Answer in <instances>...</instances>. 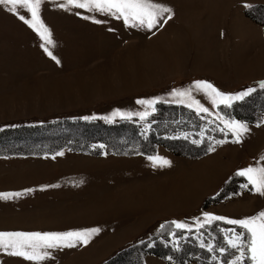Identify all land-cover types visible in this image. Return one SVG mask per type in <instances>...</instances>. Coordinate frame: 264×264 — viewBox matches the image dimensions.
<instances>
[{"label":"rangeland","instance_id":"374dc122","mask_svg":"<svg viewBox=\"0 0 264 264\" xmlns=\"http://www.w3.org/2000/svg\"><path fill=\"white\" fill-rule=\"evenodd\" d=\"M178 1L155 0L157 3L170 7L173 10V17L163 27L147 31L125 27L122 20L98 12H89L75 7H59L58 5L64 0H44L40 8V17L52 34L54 46H50V51L60 61L59 64L43 51L40 47L41 40L32 29L19 20L16 15L9 12L5 6L0 5V130L24 125L50 123L64 118L75 119L67 116L76 114L79 111H99L104 115L127 112L131 110L132 106H135L133 102L139 97L173 98L171 96L173 91L171 90L189 89L193 85V81L210 82L221 92L232 95L242 93L248 88L255 89L251 95L264 90L259 87V83L264 82V77L254 78L264 74H255L253 71L249 74L230 72L228 75L227 73L224 74V78L220 77L222 80L219 81L213 73L206 69L215 67V70L212 71L219 74H222L220 70H223L218 65L211 64V59L216 60V54L213 53L215 49L214 46L208 49L209 41L206 40L210 35L214 37L217 33L220 35L221 32H227L220 22L218 23L220 29H217L215 19L211 20L212 13H210V10L214 9L217 4L213 0H197L194 9L183 11V8L180 9L178 6L181 1ZM189 2L190 0H185V4ZM255 6H264V4L248 6L242 10V13L247 19L258 23L246 13L247 10L257 9ZM18 11L20 15H24L28 19L31 18L27 11L23 9H18ZM223 15L226 18L224 11ZM255 15L257 18L264 20L263 12L256 11ZM85 17L88 18L85 19ZM94 20H99L101 23H95ZM179 26L182 27V32H184V34L180 33L182 35L178 33L180 38L176 34ZM194 36H196V42ZM206 41L207 43L203 44ZM210 43H217V41H210ZM167 47H172L170 54ZM225 47L219 46L222 50H225ZM262 48L264 46L260 47L250 57L254 58ZM161 51L165 53L163 60L160 58ZM210 51L212 54L209 53ZM224 54L222 59H227L226 55L228 56V53L224 52ZM233 56L237 55L233 54ZM260 60L262 61V58ZM146 65H150L148 69ZM151 65L153 66L151 67ZM191 65H194L193 67L197 69L190 67ZM224 65L227 68L230 66L228 63H224ZM233 67L234 71H238L237 65ZM92 82H96L99 89L93 91V88L89 87ZM54 83L58 84L55 88L59 92L68 91L61 99H58L59 94L53 97L50 96V93H55L54 91H47ZM193 94V97L208 108L209 113H211L207 114L210 118L206 117L204 119L203 116L199 118L200 123L198 124L200 126L195 129L197 130L195 132L197 137L193 136L194 133L183 129L186 127V123H180L181 117L177 113L171 115L172 108H163L158 111L159 116H153L157 104H169V102L158 101L153 108L154 110L149 111L150 115L144 120L140 118H123L104 121L109 123L120 120L134 121L139 125L141 134L146 135L152 129L158 131L159 126L168 120L169 125L172 126L171 130L174 132L166 131L162 137H176L175 139L178 140L170 139L165 141L163 145L154 146L152 154H136L149 156L156 154L159 149H164L170 152L174 159L183 160L184 164L195 165L201 163L200 167L202 168L205 166L203 161L211 163V166L215 164L219 173L214 182L205 181V184L208 183L206 186L204 185V189L196 193V196L201 195L197 208L172 211L171 214L168 213V216H166V213H156L158 210H153L156 211L153 214V219H159L154 220L150 227H146L131 241L121 245L109 256H105L103 260L135 242H144L147 247L155 246L156 250H173L170 264H226L234 255L238 254L235 253V250L230 249L225 255L221 256L219 252H209L206 248L200 247L201 240L205 243L211 242L217 247L226 246L224 232L221 229L226 230L234 226L225 224L222 221L214 226L218 234H212L210 229L207 232L203 229L197 232L195 228H192V232L179 229L181 232H175V236L172 235V230L157 235L164 221L172 222L176 220L183 223L185 220H202L204 213L231 219H242L256 214L257 205L255 204H257L258 194L243 188L242 185L247 183V179L236 175V173L250 166H264V160H261V157L264 156V111L250 112L255 116V120L252 122L226 118L218 111V106L214 108L203 93L193 91ZM239 101H234L232 104ZM259 101L264 104V97L262 96ZM184 107L197 112L194 108ZM217 114L226 120H235L248 126L249 132L245 134L241 143H232L233 136L231 133L226 136L224 132L220 131L224 128V125L217 118ZM176 120H179V122ZM60 132L49 130L47 133H41L43 138L39 139L40 135H35V138L38 139L40 145L50 139L52 140L53 136ZM69 132H73V138H81L84 131L71 129ZM122 134L123 136H130L129 133L124 132ZM217 140H225L226 142L217 145L214 143ZM193 141H200V143H193ZM101 146L98 143H93L88 149L89 151H75L66 146L52 152L0 154V193H24L25 190H32L17 198L0 200V232H16L20 229L33 232L35 231L34 226L41 218L46 223L62 221L61 217L53 215L55 212L65 211V209L47 213L49 215L40 214V217L35 216L42 209L35 206V182L56 175L72 178L71 171L75 173L78 169H83L84 172L87 171V173H84L85 177L95 175L94 172L97 173L95 167L101 163L99 160L94 159L101 153L113 154L114 156H131L107 153ZM210 146L214 147L215 150L209 152ZM167 147L173 148L177 152H173ZM61 151L85 155L63 157V153L62 158L56 159L60 165L57 167L55 166L58 163L50 165L49 169L46 168L48 174L44 175V178L35 181V166L38 169L46 166L35 165V156L54 154ZM213 159L218 160L222 166L217 164L216 161H205ZM116 161L123 164L122 160ZM178 170L155 181L165 183L170 178H174ZM185 177L179 182L187 187L189 184ZM153 184H155L154 181L127 186L125 189L154 187ZM137 191L131 193L136 194ZM140 191L147 192L148 189L144 188ZM112 194L115 196L119 192ZM128 195L130 196V193ZM214 197L217 198L213 200ZM114 210L120 211L117 208ZM135 211L139 212L138 210ZM172 226L175 228L173 224ZM214 238L217 240H214ZM190 249L192 258L187 261V251ZM1 251L0 259L2 258ZM146 254L157 258V262H151L150 264H160L161 260L167 264L166 260L159 256L152 253ZM83 256L73 257L71 259L72 263L85 264L93 258V256L85 258ZM213 256L216 257L215 260L212 259ZM123 259L114 264H125V259H129V257L125 256ZM69 261L64 262V264Z\"/></svg>","mask_w":264,"mask_h":264},{"label":"crops","instance_id":"0c3cea01","mask_svg":"<svg viewBox=\"0 0 264 264\" xmlns=\"http://www.w3.org/2000/svg\"><path fill=\"white\" fill-rule=\"evenodd\" d=\"M179 1L178 2L180 4L178 6L180 9L183 8V11H186L185 9H194V6L197 3V0H190L187 4H185V0ZM213 1L216 2L217 5L214 9L212 8L210 10V13H212L211 20L215 19L217 29H220L218 24L220 22V24L226 28L227 32H221L220 35L217 33L214 37L210 35L206 40L209 41L208 49L212 46H214L215 49V52L213 51V53L216 54V60L211 59V64H216L220 69L223 68V70H220L222 74H219L212 71L215 70V67L213 69H211L212 67L205 68L209 72L213 73L219 81L221 79L220 77L224 78V74L227 73L228 75L230 72L235 74H249L253 71L255 74H264V48H262L254 58L250 57L260 47L264 46V25L247 19L242 13V10L248 6L254 4H264V0ZM223 11L226 18H224ZM227 26H229V28H227ZM182 31V27L179 26L176 33L177 37L179 36L180 38V35H182L180 33L184 34ZM194 37L195 39H193L196 42V36ZM207 41L203 42V44L207 43ZM210 41H217V43H210ZM220 45L223 47L226 46V51L220 49ZM167 48L170 54L172 47ZM224 52L228 53V56L226 55L227 59H222V56L225 55ZM161 53L160 58L163 60L165 58V53L164 51H161ZM209 53L212 54L211 51ZM233 54L237 56L234 57ZM261 58L262 61L260 60ZM224 63H228L230 65L229 68H227ZM236 65L238 71H234L233 66ZM146 66L148 69L150 65ZM152 66L153 65H151V67ZM193 66L191 65L190 67L197 69ZM262 77H264V75L254 78ZM192 83H194V81ZM56 86H58V84L54 83L47 91H54L55 93H50V96L53 97L56 96V94H59L58 99H61L68 91L65 90L64 93H61L55 88ZM80 86L82 85L80 84ZM97 86L96 82L89 84V87L93 88V91H95V89H99ZM192 95L194 94L192 93ZM138 100H156L157 102H169L187 106L186 103H177L176 98L157 99L139 97L133 102L135 106H132L131 110L120 113H131V119H138L139 116L136 115V113L144 111L149 112L156 104L155 103L151 108H148L146 105L137 103ZM90 111H79L76 114H72L67 117L88 121H112L123 119L121 115H113L114 113L104 115L99 111ZM57 153L35 156V165H46L42 169H38V167L35 166V181L36 179L44 178V175L48 174L46 168L48 167L49 169L50 165L58 163L56 159L62 158V155H57ZM69 155L84 156L85 154L81 155L79 153L69 151L64 153L63 157ZM171 155L172 154L170 152H167L164 149H159L156 154L149 155L160 156L170 161V166L160 167L153 166L152 162L148 159V155L136 154L131 156H114L113 154L101 153L96 159H94L99 160L101 163L95 167V170H97V173L94 172L95 175L85 177L84 173H87V171L84 172L83 169H78L75 173H72L74 171H71L73 176L72 178L56 175L46 180H39L38 182H35V206L42 208L39 214L35 216L40 217V214L52 213L61 209H65V211L63 210L55 212V214L53 213V216L61 217L62 221L46 223V221L44 222L41 218L39 222L36 223V226H34L35 231L33 232H64L92 227H99L102 229L100 234L94 237L87 246H78L72 249L53 251V258L42 262V264H64V262L68 260L70 261L67 264H74L71 259L73 257L79 258L81 255H84V258L93 256V258L85 264H98L105 256H109L121 245L131 241V239L136 237L139 232L144 230L146 227H150L154 220L159 219H153V214L156 212L153 210H158L156 213H166V216H168V213L171 214L172 211L176 212L177 210L183 211L188 208H197L201 195L196 196V193L203 190L208 182H214L219 172H217L215 164L212 165V170L205 171L204 168L200 167L201 163L195 165L184 164L183 160L174 159ZM116 160H122L123 164L117 162ZM205 161H216L217 164L222 166V164H220L216 159ZM204 163L206 162L203 161V164ZM59 165L60 164L58 163L55 167ZM175 170H178L176 172L177 177L174 176V178H170V180L165 183L155 181L173 174ZM205 172L207 174H204ZM175 177L176 181L174 180ZM184 177L188 180L189 186L187 187L179 182V180L181 181ZM81 181L83 182L80 183ZM152 181H154L155 184L157 183V185L153 184L154 187H144L148 189L147 192L140 191L144 188L137 189L131 187L125 189L127 186L144 184ZM205 181L208 182L205 184ZM77 184L79 186H76ZM202 184L203 186H201ZM52 185H56V187H51ZM135 190H138L136 194L131 193ZM118 192L119 194L113 196L112 193ZM129 193L130 196L128 195ZM255 205H257L255 211L256 214L260 211H264V197L258 195L257 204ZM116 208L120 211H115L114 209ZM151 212H153L152 215ZM183 223L189 225L191 228H195V220H185ZM19 231L30 232L22 231V229ZM1 253L2 258L0 259V264H32V262L26 261L22 257L10 256L4 251H1ZM151 262H157V258L150 256L149 254H145L143 256V263L150 264ZM159 263L165 264L162 260Z\"/></svg>","mask_w":264,"mask_h":264},{"label":"snow or ice","instance_id":"6c2138e0","mask_svg":"<svg viewBox=\"0 0 264 264\" xmlns=\"http://www.w3.org/2000/svg\"><path fill=\"white\" fill-rule=\"evenodd\" d=\"M42 3H44V0H0V5L5 6L9 12L16 15L19 20L37 34L41 40L40 47L59 64L60 61L50 51V46H54L52 34L40 17ZM58 6L61 8L75 7L89 12H98L102 15L122 20L125 27L147 31L163 27L173 17V10L170 7L157 3L155 0H64ZM18 9L27 11L31 18L28 19L24 15H20ZM87 18L85 17V19ZM93 22L101 23L99 20H94ZM259 87L264 89V82H260ZM193 91L203 93L205 98L215 108L221 104L231 107L232 102L243 100L254 92L255 89L248 88L242 93L232 95L221 92L210 82L196 81L189 89L173 90L171 93V96L176 98L177 103H186L189 108H194L198 114H211L208 108L204 107L193 97ZM137 103L151 108L157 101L138 100ZM113 115L131 118L132 114L116 112ZM136 115L141 120H144L150 113L144 111L136 113ZM217 118L224 125V128L220 129V131L224 132L226 136L228 133H231L233 136L232 143H241L245 134L249 132L248 126L244 123L226 120L224 117L219 116V114H217ZM225 142V140H217L214 143L221 145ZM193 143H200V141H193ZM214 150L215 148L212 146L208 149L209 152ZM57 155H63V153H57ZM148 159L152 162L153 166H170V161L160 156H149ZM261 160H264V156L261 157ZM236 175L246 177L247 183L242 185L243 188L264 197V166H250L239 170ZM249 185L251 186L250 188ZM76 186L79 185L77 184ZM51 187H56V185H52ZM31 191V189H28L24 193H0V200L17 198ZM214 221H222L225 224L234 226L226 230L221 229L224 232L226 246L217 247L211 242L205 243L201 240V248H206L209 252H219L221 256L225 255L230 249L235 250V253L238 254L234 255L226 264H264V211L242 219H231L204 213L202 220L197 219L195 221V229L197 232H200L206 226H211ZM171 223L176 229H186L188 232L192 231V228L187 224L176 221H172ZM164 227V225H161V228ZM101 231L102 229L99 227H92L64 232H0V250L10 256L22 257L24 260L32 262V264H42V262L53 258V251L87 246ZM172 235L175 236V233H172ZM212 259L215 260L216 257L213 256Z\"/></svg>","mask_w":264,"mask_h":264},{"label":"trees","instance_id":"16d2710c","mask_svg":"<svg viewBox=\"0 0 264 264\" xmlns=\"http://www.w3.org/2000/svg\"><path fill=\"white\" fill-rule=\"evenodd\" d=\"M255 7L257 9L247 10V15L256 22L264 24V20L257 18L255 15L256 11L264 13V6ZM262 96L264 97V90L256 92L252 95L250 94L244 100L233 103L231 107L222 104L218 106V111L226 118L252 122L255 120V116L250 112H254L256 110L261 112L264 111V104L259 101ZM167 107L173 109V112L170 111L171 115L173 113H177L178 116L181 117L180 123H186V127H184L183 129L187 130L188 132L194 133V137H197L195 135V132H197V130L195 129L200 126V124H198L200 123L199 118L202 116L204 119L206 117L210 118L207 114H198L191 109L173 103L157 104L153 116H159L158 111ZM177 122H179V120ZM171 127L172 126L169 125V121L167 120L166 123H163L159 126L160 129L158 131L152 129L148 134L143 135L140 132L139 125H137L134 121L120 120L109 123L101 120L88 121L81 119L64 118L50 123H41L29 126L24 125L19 127L1 129L0 154H8L14 152H27L30 154L52 152L66 146L71 147V149L75 151H89L88 149L90 148V146H92L93 143L102 145L103 150L107 153H114L119 155H132L136 153L152 154L154 151V146L163 145L165 144V141L176 138H168V136L162 137V135L166 131L174 132L173 130H171ZM71 129H81L82 131H84L82 132L83 136H81V138H73V132H69ZM49 130H58L61 132L56 134L55 136L52 135V140L50 139L48 140V142H44L39 145L40 142L37 138H35V135H40L41 137H39V139L43 138L41 133H47ZM124 132L129 133L130 136H123L122 133ZM167 148L169 150H172L173 152H177L176 150H173V148ZM216 198L217 197H214L212 199L215 200ZM217 223H219V221H214L211 226H206L203 230L207 232V230L210 229L212 231V234H218V231L214 228ZM162 225H164L165 227H160L157 235L165 234L170 230H172L173 233L181 232V230L173 228L171 221H164ZM214 240L217 239L214 238ZM154 247L155 246L147 247L144 242H135L134 244L128 245L127 247L118 250L112 256L103 260L100 264H114L118 261L124 260L123 258L125 256L129 257V259H125V264H144L142 259L146 253H152L156 256H159L160 258L165 259L167 264H170V259L173 257H171V252H173V250H156ZM190 251L191 249L187 251V261L191 260L192 258V253Z\"/></svg>","mask_w":264,"mask_h":264},{"label":"bare ground","instance_id":"6f19581e","mask_svg":"<svg viewBox=\"0 0 264 264\" xmlns=\"http://www.w3.org/2000/svg\"><path fill=\"white\" fill-rule=\"evenodd\" d=\"M143 53H144V52H143ZM144 57H145V56H144ZM149 57H150V56H149ZM149 57H148V58H149ZM259 61H260V60H259ZM143 62H144V61H143ZM143 62H141V63L143 64ZM142 64H141V65H142ZM142 68H143V67H142ZM142 68H141V69H142ZM204 164H205V166H204V170H205V171H209V170H212V169H213V167L211 166V163H204ZM204 174H207V173L205 172ZM204 174H201V175H204Z\"/></svg>","mask_w":264,"mask_h":264}]
</instances>
